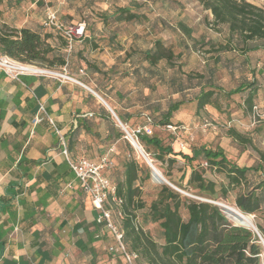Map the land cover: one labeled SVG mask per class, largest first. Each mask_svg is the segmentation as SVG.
I'll return each mask as SVG.
<instances>
[{
	"label": "crops",
	"instance_id": "crops-1",
	"mask_svg": "<svg viewBox=\"0 0 264 264\" xmlns=\"http://www.w3.org/2000/svg\"><path fill=\"white\" fill-rule=\"evenodd\" d=\"M207 18H212L211 14ZM218 42L220 47L203 40L195 46L211 48L205 63L209 81L186 87L176 82L165 109L160 107L164 101L161 86L146 78L147 73L158 75L156 64L138 70L141 77L134 89L128 88L129 81L124 80L113 97L103 88L87 86L84 95L75 86L47 77L22 75L14 79L0 70V264H102L97 262V253L110 240L97 226L98 212L71 173L60 137L46 118L54 120L66 139L78 129L73 156L90 152L88 158L97 161L108 152L117 160V147L124 140L114 117L123 125L134 116L157 118L171 104L180 102L171 118L173 125L202 121L207 113H213L209 107L219 108L212 103L197 111L199 96L211 90L231 100L236 96L239 107L246 108L244 100L250 88L233 95L229 92L248 86L254 75L264 72V42L250 41L244 50L236 46V41L230 49H222L228 41ZM222 72L224 78L220 81ZM35 117L43 121L35 125ZM171 146L175 153L190 157L200 154L201 149H182L178 141Z\"/></svg>",
	"mask_w": 264,
	"mask_h": 264
},
{
	"label": "rangeland",
	"instance_id": "rangeland-1",
	"mask_svg": "<svg viewBox=\"0 0 264 264\" xmlns=\"http://www.w3.org/2000/svg\"><path fill=\"white\" fill-rule=\"evenodd\" d=\"M248 1L264 8V0ZM122 7L136 13L138 18L131 22L116 21L114 13ZM48 9L54 10L65 24L86 23L87 25V38L75 43L70 54L65 52L64 43L58 34L44 26ZM208 14L210 12L206 11L196 0H0V25L7 24L11 29L26 27L42 34H52V38L48 39V43L55 52L65 55L67 59V64L64 67L38 68L53 73L67 74L85 86L103 88L112 97L115 96L116 89H120V85L124 80L129 81L128 88H135V81L141 77L138 70L151 68L150 62L146 60L145 52L157 50V41H161L162 47L160 49L164 59L155 66L158 75L151 76L147 73L146 76V78H149V83H159L158 85L161 86L160 95L164 100L160 105L161 109H165L169 105L168 97L176 89V82L186 87L209 81L210 76L207 73L205 63L210 57L211 53L209 51H211V48L199 46L197 49L195 46L199 45L198 41L201 40L203 42L212 41L219 45L218 41H228L229 33L225 26L216 25L213 22L212 15V18L208 19ZM180 23L190 29V34L180 27ZM218 45L217 47H220ZM80 70H83L84 73H81ZM223 73L219 77L220 81H223ZM36 75L53 79L65 85L75 86L82 90L84 95L88 92L83 85L73 81H65L57 75L48 73ZM171 79H174V83ZM255 82L261 85L255 103L258 107L259 116L254 117L252 111L244 108V106L239 107V100H235L236 96H234V100H231L224 93H216L213 104L219 108L209 107V110L214 114L207 113L202 121L189 122L187 125L174 124L178 125L176 132L168 127H157L156 129L153 127V133L150 136L158 135L165 145L178 141L180 147L183 143L186 146H191L190 149L203 147L212 150L222 149L225 156L232 163H236L241 167L256 166L260 160L258 151H264L263 71ZM111 85H113V88L110 89ZM84 95L83 99L86 98ZM151 118L153 121L156 119ZM159 118L157 116V120ZM113 119L125 136L123 137L124 141L117 147V160L114 161L115 166L109 171L110 174L113 173L120 160L126 156L129 157L131 154L126 145V142H129L125 138L126 133L119 121L115 117ZM146 123V117L134 116L130 122L124 125L132 133ZM209 124L211 125L209 126ZM230 129H236L245 138L251 139L252 143L244 144L237 141L229 135ZM136 140L144 150L139 140ZM149 152L146 153L149 159L168 182L169 180L165 177V174L170 172L169 178L172 181L180 182L186 186L192 167L206 168L205 177L218 184L225 181L223 174L208 168L203 156L192 163L180 159L176 164L170 165L167 161L162 162L156 159L157 151L154 147H150ZM132 154L141 163L148 165L138 149L134 148ZM74 156L76 158L91 157V154L86 152ZM148 167L150 168L149 165ZM150 171L151 179L141 184L142 199L147 206L155 199L160 186L164 184L155 181L152 177L151 168ZM183 173H186V177L181 180ZM261 178L262 172L250 173V186ZM179 190L184 196L200 200L199 197L192 195L190 190ZM239 191L240 188L232 191L226 201H220L219 203L223 204L222 202H225L236 207L235 195ZM113 216L115 221L120 223L116 212H113ZM229 219L236 224L230 217ZM253 219L255 225L257 222L262 223L261 218L255 215H253ZM145 230L159 240L160 229L156 224H149L145 227ZM105 235H108L106 230H104ZM107 239L110 242L99 248L97 262L102 261V264H125L121 257H114L109 253L108 247L113 244V240L109 236Z\"/></svg>",
	"mask_w": 264,
	"mask_h": 264
},
{
	"label": "trees",
	"instance_id": "trees-1",
	"mask_svg": "<svg viewBox=\"0 0 264 264\" xmlns=\"http://www.w3.org/2000/svg\"><path fill=\"white\" fill-rule=\"evenodd\" d=\"M196 1L210 12L216 25H223L228 30V43L222 49H230L234 41L236 46L243 50L245 44L250 41L264 42V8L248 0ZM114 15L118 22H131L138 18L136 13H132L126 7L117 9ZM65 25L75 26L72 23ZM180 27L190 34V29L182 23ZM55 32L63 41L64 50L68 53L67 40L59 32ZM87 36L86 25L85 39ZM50 38L52 34H42L30 28L11 29L7 24L0 25V55L41 68L66 66L65 55L55 52L48 43ZM156 45L157 50L154 52H145L146 60L151 65L164 59L160 49L162 42L157 41ZM258 76L254 75V81L248 86L242 85L229 92V95H233L250 88L244 100L246 108L250 111L256 106L254 101L259 85L255 81ZM214 95L215 92L212 90L201 93L197 111L212 104ZM180 105V102L171 104L158 120L156 118L153 121L149 115L147 123L160 127H178L171 123V118L179 110ZM78 135L76 129L67 139L65 138L69 158L73 161L78 159L73 156ZM119 135L125 136L123 132ZM229 135L241 143H252L251 139L245 138L236 129H230ZM139 142L145 153H150V147H154L157 151L156 159L167 161L170 165L178 162L172 156H181L190 163L203 156L208 168L223 174L225 181L218 184L205 177L206 168L192 167L189 180L184 186L180 182L172 181L168 172L165 177L173 186L184 191L190 190L191 194L200 200L184 196L169 185L162 184L155 199L147 206L142 199L141 184L151 179V171L148 165L141 163L132 154L134 148L131 143L126 142L131 151L130 156L120 160L112 174L108 173L116 189V196L123 203L116 205L110 198L106 208L112 209L118 215L119 228L124 234L123 242L130 254L137 255L136 264H262L264 246L257 232L232 223L224 210L215 203L226 201L232 191L240 188L235 195L236 207L245 215L261 218L262 223L257 222L256 227L264 239V151H258L260 160L256 166L241 167L229 161L222 149L212 150L203 147L200 154L194 153L190 157L182 152L175 153L171 144L165 145L158 135H140ZM110 157L113 161L116 160L111 154ZM85 158L94 161L86 156ZM258 172H262V178L250 186V173ZM185 177L186 173H183L181 180ZM149 224H156L159 227V240L145 230ZM107 234L111 238L108 232Z\"/></svg>",
	"mask_w": 264,
	"mask_h": 264
},
{
	"label": "built area",
	"instance_id": "built-area-1",
	"mask_svg": "<svg viewBox=\"0 0 264 264\" xmlns=\"http://www.w3.org/2000/svg\"><path fill=\"white\" fill-rule=\"evenodd\" d=\"M44 26L46 28L59 32L67 40V52L69 54L73 51L74 44L83 41L86 37V23H80L75 26L65 25L62 21H60L57 13L52 9H48L47 11ZM17 63L21 64L7 56H0V70H2L9 77L18 79L22 75H36L35 73L29 72L24 68L18 67L16 65ZM80 71L81 73H84L83 70ZM48 74L57 75L59 77H62L65 81H73L85 87L84 84L80 83L76 79H73L67 74L63 75L53 73L51 71H49ZM40 110L42 112H45V108L43 105H40ZM252 112L254 117L256 115H260L258 107L256 106L253 107ZM47 118L60 137L61 145L63 148L62 153L66 158L70 170L74 174L75 179L78 181L82 191L90 197L94 209L98 212L95 219L97 226H99L103 230H106L113 240V244L108 247L109 253L114 256L121 257L125 264H135L137 255L130 254L127 251V248L123 242L124 234L120 230L119 224L113 217V211L110 208H106V203L110 198L116 205H121L123 203V201L116 196V189L108 176L109 171H111L115 166V162L110 157L111 152H108L107 154L101 156L97 161H91L85 157H80L75 161L71 160L68 155L67 144L64 136L57 129L54 121L49 117ZM42 121L43 118L35 117L34 124L37 125ZM120 125L126 133L125 138L131 143L134 148L138 150H140V148L142 149V147L139 145L136 139L139 140L140 135H151L153 133L150 122L133 131L132 133L128 131L125 125H123L122 123H120ZM210 125L211 124H209V126ZM167 127L173 130V132H176V130H178V127ZM185 146V144H181L182 148H184ZM99 237L100 235H97V238Z\"/></svg>",
	"mask_w": 264,
	"mask_h": 264
},
{
	"label": "bare ground",
	"instance_id": "bare-ground-1",
	"mask_svg": "<svg viewBox=\"0 0 264 264\" xmlns=\"http://www.w3.org/2000/svg\"><path fill=\"white\" fill-rule=\"evenodd\" d=\"M16 65L18 67L24 68L27 71L35 73V74L49 73L48 70L40 69V68L33 66V65H24V64H18V63ZM85 88H88V87L85 86ZM223 205L226 207L227 215H228V217H230L232 219V221H234L235 223H238V224H243L247 227H250L251 229L256 227V225L254 223L253 216L243 214L241 211H239V209H237L233 205H230L227 203H223ZM262 264H264V255L262 256Z\"/></svg>",
	"mask_w": 264,
	"mask_h": 264
},
{
	"label": "water",
	"instance_id": "water-1",
	"mask_svg": "<svg viewBox=\"0 0 264 264\" xmlns=\"http://www.w3.org/2000/svg\"><path fill=\"white\" fill-rule=\"evenodd\" d=\"M139 151H140V153L142 154V156L144 157L146 163L150 166V168H151V170H152V177H153V179H154L155 181L160 182V183L167 184V185H169L170 187H172V188H174L175 190H177L178 192H181L178 188H176V187L173 186L170 182H168V181H167V180L161 175V173H159V171H158V170L155 168V166L152 164L151 159H149V157L147 156V154L144 152L143 149L140 148ZM151 165H152V167H151ZM215 204L218 205L219 207H221V208L224 210V212L227 214L226 207H225L223 204H221V203H215ZM236 225H238V226H243V227H246V228H250V227H247V226H245V225H243V224H238V223H236ZM253 230H254L255 232H257V234L259 235V238H260V240H261V243H262L263 246H264V239H263V237L261 236V234L258 232L257 227H254Z\"/></svg>",
	"mask_w": 264,
	"mask_h": 264
}]
</instances>
